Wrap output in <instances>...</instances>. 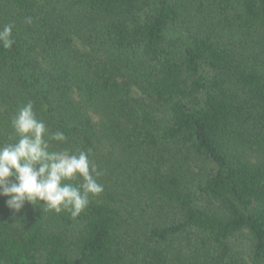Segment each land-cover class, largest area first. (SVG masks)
Listing matches in <instances>:
<instances>
[{"label":"trees","instance_id":"obj_1","mask_svg":"<svg viewBox=\"0 0 264 264\" xmlns=\"http://www.w3.org/2000/svg\"><path fill=\"white\" fill-rule=\"evenodd\" d=\"M9 24L0 146L32 101L104 192L76 219L0 197V264H264V0H0Z\"/></svg>","mask_w":264,"mask_h":264},{"label":"clouds","instance_id":"obj_2","mask_svg":"<svg viewBox=\"0 0 264 264\" xmlns=\"http://www.w3.org/2000/svg\"><path fill=\"white\" fill-rule=\"evenodd\" d=\"M31 24V18H27ZM13 25L0 28V46L10 49L14 43ZM14 137L0 146V197H6L10 210L19 213L26 203L41 206L42 211L67 212L78 218L91 199L104 192L98 182L103 173L95 164L92 150L73 152L55 150L54 144H66L63 131H51L38 119L32 101L20 106L10 120ZM79 180L74 184L72 181Z\"/></svg>","mask_w":264,"mask_h":264}]
</instances>
